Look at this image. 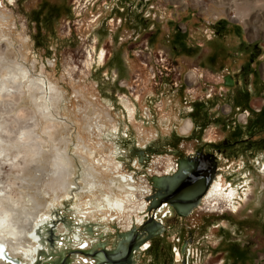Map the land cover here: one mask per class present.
Wrapping results in <instances>:
<instances>
[{
  "label": "flooded vegetation",
  "instance_id": "obj_1",
  "mask_svg": "<svg viewBox=\"0 0 264 264\" xmlns=\"http://www.w3.org/2000/svg\"><path fill=\"white\" fill-rule=\"evenodd\" d=\"M112 1L107 8L117 27L130 29L129 44L161 48L163 54L138 62L153 73L157 94L169 99L165 107L181 109L170 123L187 119L191 128L173 132L161 148L134 141L123 148L119 171L127 185L140 188L133 191L145 202L141 221L134 214L122 229L109 216L103 219L114 221L108 228L102 214L93 220L75 209L66 219L52 208L45 217L49 226L32 237L37 250L29 264H202L210 255L220 256L218 264H263L264 200L249 204L258 186L264 189V182H255L264 173L255 167L264 159V36L166 1ZM163 155L170 157L164 166L155 161ZM237 174L252 192L235 208L228 199L209 206L215 182L228 179L231 187Z\"/></svg>",
  "mask_w": 264,
  "mask_h": 264
},
{
  "label": "rangeland",
  "instance_id": "obj_2",
  "mask_svg": "<svg viewBox=\"0 0 264 264\" xmlns=\"http://www.w3.org/2000/svg\"><path fill=\"white\" fill-rule=\"evenodd\" d=\"M157 1L159 6L166 1L170 2L169 6L196 8L204 17L237 21L244 24L251 34L264 36V0ZM106 2L111 5L114 1L0 0V44L8 46V57L30 68L32 76L45 77L58 89L53 108L62 123L55 132V143L60 149H66L71 160L69 193H53L45 185L56 168L52 160L55 153L52 142L45 144L48 153L38 160L39 163H33L32 168L25 171L10 170L6 166L2 179L3 185L9 179L15 180L14 191L17 193L36 194L41 203H46L41 206V214H49L54 208L57 216L67 219L74 218L76 210L87 212L90 201L100 199L102 195L101 191H88L86 182L91 180L88 172H93L95 181L105 184L106 188L113 177L106 169L116 170L127 143L134 141L144 146L154 142L161 148L170 141L173 132L182 130L187 121L184 119L177 126L170 123L172 118L178 117L181 109L171 105L165 107L163 99L168 98L157 94L158 83L153 73L138 62L143 55L163 54L161 48L156 45L146 49L145 43L135 47L129 44L130 29L117 27L116 15L109 12ZM24 90L26 93L20 105L32 108L33 102L27 89ZM125 102L137 107L134 118L130 117ZM38 120L44 124L39 116ZM169 158L163 155L156 157L155 161L164 166ZM41 163L46 167L43 171L39 167ZM236 163L232 165L234 169L241 166L239 159ZM224 164L222 158L221 166ZM151 166L158 167L157 163ZM255 167H264V159L259 160ZM32 178L34 180H30ZM241 179L240 174L232 179L233 189L237 192L229 200L232 207L238 205L241 196L252 192L246 189ZM220 181L224 191L229 192L226 189L230 187L228 179ZM255 182H264V173L258 172ZM258 188L251 197L254 198L250 201L251 207H256L255 198L264 200V189ZM58 194L60 199L52 201ZM112 214H102L104 218L100 221L103 227L109 228L113 224L114 221L103 220L112 219L109 218ZM128 215L113 216L122 229L128 226ZM238 216L233 218L236 223L241 214ZM86 218L93 219L89 215ZM58 228H62L61 223ZM232 229L235 235L236 228ZM261 255L264 257V252ZM219 258V255H210L202 264H218ZM24 262L29 264L30 259Z\"/></svg>",
  "mask_w": 264,
  "mask_h": 264
},
{
  "label": "bare ground",
  "instance_id": "obj_3",
  "mask_svg": "<svg viewBox=\"0 0 264 264\" xmlns=\"http://www.w3.org/2000/svg\"><path fill=\"white\" fill-rule=\"evenodd\" d=\"M0 16H2L1 13ZM8 52V46L0 44V242L7 246L12 256L33 260L37 247L32 237L35 234L38 235L39 227L49 226L45 218L47 214H41V206H45L46 203H41L36 194L24 195L15 192L16 181L13 179H9L7 184L3 185L4 167L8 166L10 170L17 171L32 168L33 163H39L38 160L48 153L44 148L45 144L52 142V148L55 151L52 160L56 168L45 185L53 193L61 191L62 194H68L71 160L66 149H60L55 143V132L59 130L62 123L53 108L58 93L57 87L48 82L45 77L32 76L31 69L18 60L9 58ZM100 57L103 58V54ZM24 88L27 89L33 102L32 108L20 105L26 93ZM125 103L130 117L134 118L136 108L132 103ZM38 116L44 120L43 125L40 124ZM190 128L191 122L187 121L182 129L186 132ZM39 167L41 171L46 169L42 163ZM93 169L99 173L95 167ZM106 171L113 175L110 184L106 186L111 192L104 187L105 184L95 181L93 172L87 173V176L91 178L86 182L89 185L88 191L90 193L101 191L102 195L100 199L90 201L88 211L85 212L86 217L89 215V217L98 218L101 214L112 213L113 216H119L126 213L129 214V220L135 214L141 221L142 217L138 214L144 208L145 202L133 191L140 188H133L126 184V177L119 171V165L116 166V170L108 167ZM117 173L119 175H116ZM224 190L225 187H222L218 179L210 190L206 203L216 207L224 199L231 200L236 195L235 189H229V192ZM140 193L143 195L144 191L140 190ZM60 196L56 195L52 201H58ZM44 233L42 232L41 235L43 236ZM85 260L88 261L87 258ZM0 261L7 263L2 259Z\"/></svg>",
  "mask_w": 264,
  "mask_h": 264
},
{
  "label": "water",
  "instance_id": "obj_4",
  "mask_svg": "<svg viewBox=\"0 0 264 264\" xmlns=\"http://www.w3.org/2000/svg\"><path fill=\"white\" fill-rule=\"evenodd\" d=\"M0 259L6 262L12 263V264H21V259L18 257L12 256L9 253L7 246L2 242H0Z\"/></svg>",
  "mask_w": 264,
  "mask_h": 264
},
{
  "label": "crops",
  "instance_id": "obj_5",
  "mask_svg": "<svg viewBox=\"0 0 264 264\" xmlns=\"http://www.w3.org/2000/svg\"><path fill=\"white\" fill-rule=\"evenodd\" d=\"M263 264H264V262H263Z\"/></svg>",
  "mask_w": 264,
  "mask_h": 264
}]
</instances>
